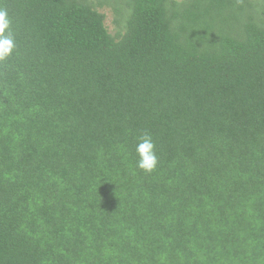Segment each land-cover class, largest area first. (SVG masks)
<instances>
[{"label":"trees","instance_id":"1","mask_svg":"<svg viewBox=\"0 0 264 264\" xmlns=\"http://www.w3.org/2000/svg\"><path fill=\"white\" fill-rule=\"evenodd\" d=\"M0 7V264H264V0Z\"/></svg>","mask_w":264,"mask_h":264},{"label":"clouds","instance_id":"2","mask_svg":"<svg viewBox=\"0 0 264 264\" xmlns=\"http://www.w3.org/2000/svg\"><path fill=\"white\" fill-rule=\"evenodd\" d=\"M12 21L5 8L0 7V61L9 58L16 48L15 36L12 31ZM136 153L139 159L137 167L145 172H152L158 165V155L152 136L145 132L139 137L136 145Z\"/></svg>","mask_w":264,"mask_h":264},{"label":"rangeland","instance_id":"3","mask_svg":"<svg viewBox=\"0 0 264 264\" xmlns=\"http://www.w3.org/2000/svg\"><path fill=\"white\" fill-rule=\"evenodd\" d=\"M107 23H108V26H109L110 30H113L114 29V25L112 23V15L111 14L108 15Z\"/></svg>","mask_w":264,"mask_h":264}]
</instances>
